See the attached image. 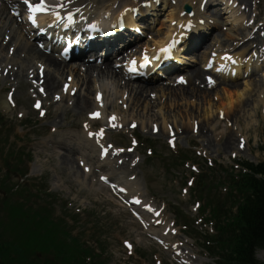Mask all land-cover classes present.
<instances>
[{"label":"rangeland","instance_id":"1","mask_svg":"<svg viewBox=\"0 0 264 264\" xmlns=\"http://www.w3.org/2000/svg\"><path fill=\"white\" fill-rule=\"evenodd\" d=\"M101 1L104 0H77V3L84 7L91 6V11H98L95 5L100 4ZM174 1L171 2L172 6H179L181 10H183L184 4L190 5L191 9L196 4V0ZM123 2L124 0H115L114 4L108 3V9L117 10L124 5ZM248 2L247 6L250 9L246 8V11L243 10V12H240L241 7L239 6L222 10L226 8L224 4H219V9L220 6H223L221 10L215 4L205 6L201 10L200 14L204 20L202 24L204 28L201 31H204L205 26H215L214 21L217 19L219 24L212 29L207 28L209 34L204 38L199 37L198 39L195 36L194 40L198 39L199 42L195 50L189 49V52H186L190 59L188 58L187 68L182 72L185 77L189 78L190 76L186 75V72L196 67L205 71L203 57H200L199 53L206 45L208 47L204 49V58L210 50L217 49L222 45L225 47L237 46L238 48L249 46L250 40L244 41L248 38V30L241 25L239 19L244 13L245 20L251 16H255L258 21L264 20V0H248ZM79 5L76 6L79 7ZM168 10L165 8L163 12L158 11L161 13L159 16H163L164 12ZM163 17H160L159 21ZM13 21L11 22L12 27L16 29ZM159 21L155 22L154 28ZM165 23L167 24V21ZM222 23L225 24L222 25ZM1 29L0 40L4 33L1 32ZM6 32H9V29ZM226 33H231L233 39L227 38ZM151 36L152 33L146 31L139 43H151ZM215 37H217L216 40ZM16 39L21 40L19 37ZM12 42L14 44L16 40L9 44ZM200 45L203 46L199 48ZM128 52L124 51L119 56H126ZM13 54L24 61L16 62L14 63L16 65L11 67L0 63V73L2 68L4 73L9 72V75L0 77V98L6 91H9L14 97L10 103H6L8 108H4L0 103V167L5 171L7 162L12 165V170L7 172V176L1 177L2 179L8 178L6 186L22 185L21 193L29 199V205L32 207L41 206L43 202L49 204V207L53 209V214L60 215L68 223L67 227L71 228L72 234L78 235L81 242L92 246L95 252L101 253L100 259L104 261V264H183L179 260L177 261L173 255L170 248L173 244L179 245L182 251L181 255L188 260L187 264H214L213 258L201 246L203 235L212 232V224L199 216H207L204 212L209 209L205 203L207 206L216 203L229 208V202L225 199L226 186L230 173H238L240 169L238 162L258 163L264 160V154L260 149L264 140V113L262 114L264 99L263 102H257L259 95L264 97V77L260 72L262 70H254L243 74V76L241 74L234 81H226L227 83L236 82L240 89L244 87L246 81L250 84V88L252 86L260 87L262 94H258L257 98L256 91H252L251 88L248 90L250 95L245 89L243 93L245 96L242 99L244 104L230 112L233 116L231 119L229 113L226 115L229 118L224 120L220 118L219 114L217 116L218 112L214 108H217L220 102L214 93L223 90V88L220 89L222 86L219 83L220 76L218 77V75V82L208 89L210 92L208 99L211 103L209 107L200 100L198 94H195L196 96L188 94L184 98L182 93H178V89L171 94L173 90L169 88L175 87L173 86V76L155 80L149 84L142 83L148 88L156 86L162 89L167 88L168 91L159 89L148 91L147 88L143 97L136 102L130 89L129 92L131 91L133 98L126 89L124 90V87L122 89L123 85L121 84L124 80H120L121 68L112 65L115 70L113 78H109V76H107L108 78H90L92 82L89 83L88 80L90 88L89 90L85 88L89 91L86 92L84 87L79 85L78 80L82 74V68L77 65L79 68L77 72L80 74L74 77V80L70 82L71 88H68L70 92L75 90L74 95L66 97L65 93L56 101L52 100L49 94L50 96L45 101L47 113L44 117H39L31 106L35 88L29 89L30 85H27L24 80L27 71L34 73L38 62L23 57L24 53L19 50H14ZM13 54L8 50L1 52V56L6 58H10ZM116 57L117 55L111 57L113 64L119 61L116 60ZM260 63L262 66L264 65V62ZM76 64L69 65L75 66ZM65 66L67 65L64 64ZM16 72L23 76L16 78L19 80V82L16 80V83L19 84L15 86L11 84V81L14 83L15 81L7 78L13 73H15V77L19 76ZM48 72L57 73L54 70H46L44 74ZM210 72L212 74L214 71L210 70ZM215 73L217 74V72ZM57 74L58 76L55 75L58 80L56 88L59 92L68 73L66 72L64 75L58 72ZM84 76L83 73L82 77ZM137 83H133V86ZM189 83L191 84L189 87L193 85L203 90L205 82L204 78H191ZM183 87H187V85ZM95 91L103 94L102 103L98 100L97 102H100L98 106H102L105 115L108 113L117 114L118 118L124 121L125 126L133 121L138 125L127 133L116 132L118 129L108 132L107 140H110L115 146L125 150L131 147L135 149L133 154H127L126 164L119 165L118 169L111 170L108 175L111 179L121 176L124 181L131 182L136 187L131 194L140 193L146 202L161 209L159 218L169 226V230L164 234L161 242L150 236L148 229L143 228L125 208L121 207L104 185H96L99 183L97 181L99 172L94 167L97 166L94 154L88 150L82 152L84 155H88L84 166L88 165L86 167L90 171L85 172L83 164H80L82 146L84 145L85 149L89 148L88 143L84 140L86 136L82 133L85 130V123L89 125L87 130H97L104 123V118L100 121L88 122L86 113L89 110L97 109L96 105L93 103V106L85 110H78V108H73L70 103L78 93L81 96H86L89 100H94ZM208 108L211 110V117L208 119L217 116L221 121V124H218L214 129L210 127L209 120L204 115ZM21 112L23 116H19ZM191 121H194L195 125L198 122L199 131H196L195 128L192 131ZM163 122L165 127L162 128ZM174 123L178 125L176 146L174 149H170L167 145V138L172 139L169 134L172 135L173 132L169 133L166 126H173L174 130ZM151 124L158 126V133L152 134ZM222 129L225 130L222 131ZM226 136L229 139L225 145ZM240 137H243L246 142L243 149L239 147ZM133 141H136L138 146H133ZM148 148L152 149L151 155L147 152ZM233 152L237 154L235 157L232 155ZM7 154L8 156L5 157ZM137 157H139V163L133 167L129 160L135 162ZM194 168L196 170H193ZM83 173L87 174L84 179L81 176ZM130 176H134L135 179L129 180ZM81 179L83 183L80 181ZM92 184H94L93 187ZM6 186L0 188V197L3 196L2 189L7 188ZM11 189L13 191L12 187ZM150 223L153 232L163 231V225L154 227L152 221ZM173 227L175 231H172ZM125 241L133 245L131 252L124 243ZM255 255L257 258L261 256V260H263L264 250H257Z\"/></svg>","mask_w":264,"mask_h":264},{"label":"bare ground","instance_id":"2","mask_svg":"<svg viewBox=\"0 0 264 264\" xmlns=\"http://www.w3.org/2000/svg\"><path fill=\"white\" fill-rule=\"evenodd\" d=\"M137 1H140V0H137ZM239 1H240V4H246L248 2V0H239ZM106 2H110V0H107ZM111 2H113V0H111ZM132 3L133 4L136 3V0H133ZM169 3L170 2H168V4ZM125 5H127V4H125ZM137 5L140 6V4L136 3V7H137ZM1 7L2 8H0V29L2 28L1 32H4L1 36H2V39H3L8 34L10 38H8V40H6V41H2V39L0 40V53L3 52L4 50H11L12 54L14 53V50L22 51L24 53L23 57H25V58L28 57V59L29 58L33 59L35 61L41 62L44 65L46 64L45 67L48 65V67H46L44 69L43 73L46 70H49V71H53L54 70L57 73L58 72L59 73H63L64 75L67 72L68 76L72 75V76L75 77L78 74L77 66L72 67L69 64L67 65V63H65L64 61H62L61 59L58 58L59 56L57 57L56 55H53V54H50V53L49 54L48 53H44L42 50L37 48L35 43L32 44V41L24 39L23 37H21L20 33H22L24 35V31H23L22 27H20L19 24L17 25L15 23V17H13V16L11 17L8 14V11L6 13L5 6H1ZM151 7L154 8V6H151ZM168 9H169L168 11H165L166 13L164 12L163 19L161 21L158 20L159 22H158V24L155 27V30H154V34L155 35H153V36L158 37V40L154 41V40L151 39L152 41H154L153 42V46H156L158 44L159 45L165 44L170 39L176 38L178 36V33L180 32V28H179L178 25L181 22H183V20L185 19V17H181V13H180L181 8L179 6L173 7L171 4H169L168 5ZM199 9L200 8H199V4H198L197 7H196V15L197 16H195V21L198 18V14L200 12ZM229 9H231V7ZM70 10L74 11V9H70ZM3 14H4V16H3ZM13 19H14L13 22L16 24V27H17L16 29H14L12 27V23L11 22H12ZM96 20L97 21H102L101 19H96ZM146 20L151 21L150 22V24H151L153 22L152 15H150L149 17L146 16ZM173 20H175L177 23L173 24L172 23ZM97 21L95 23L96 26H98V24H99V22H97ZM119 21H123L124 23H127V22L128 23H135L136 22L135 19L132 16H128V17H125V18L122 17L121 19H119ZM166 21H167V24L165 23ZM146 23H147V21H146ZM169 23H170V26H168ZM104 24L107 25V26L104 27L105 25H103V28L109 30L110 27H111V25L108 26L110 24V21H106ZM218 24H219V22L217 21V22H215L214 25L216 26ZM224 24L225 23H222V25H224ZM215 26H205L204 31H200V30H202V28H204V26H198L196 24L192 25V28H191L192 32H189L184 37L180 38V45L181 46L178 45V47H176L174 52H173V56H172L173 64L176 63L175 66L178 65L179 64L178 62H180V59L184 58L183 56H180L181 49L185 48V47L188 48V47L194 45L195 42H196L194 40L195 36L197 38H199L201 36L206 37L209 34V32H207V28L212 29ZM3 29H5V30L3 31ZM8 29H9V32H6V31H8ZM24 30H26V28H24ZM110 31H114V29L110 30ZM82 32H84L85 34L88 33V31H82ZM47 33H50V32H47ZM46 34L45 35L44 34L41 35V37H43V36L47 37ZM128 36H131V37L129 38ZM128 36H126V38H128V39L133 38V36L135 38H138V34H134L132 36V33H131V34H128ZM226 36H227V38H231L233 35L231 33H226ZM17 37L21 38V40L17 41V39H16ZM41 37H39V38L37 37V38L41 39ZM119 37H120V35H119ZM204 37H202V38H204ZM29 38L33 39L34 37H29ZM124 38H125V36H122L120 38H114L113 40H110V41H114L117 44L118 42H121L122 39H124ZM216 39H217V37H215V40ZM13 40L14 41L16 40L15 44L14 45L9 44ZM102 40H104V39H100V37H98V39H96V41L102 42L101 44H99V42H98V47H99L100 50L98 52H94L93 54H91L90 52L95 49L94 43H91V44L88 43L90 41H88V39H86L85 36H82V41H81L80 47L83 48L84 46H91L90 49H89V52L86 51L85 57L87 58V57L94 56L93 58H96V57L101 56L103 58V62L100 63V65L92 64V63H87L85 65L82 64L83 65V67H82L83 70H81L82 74H81L80 79L78 81L80 82L79 85L83 86L84 90L86 92H89L88 91L89 88H90L89 83L92 82V80L90 81V78L91 79L93 77L108 78L107 76H109V78H113L114 77V71L110 68V64L107 62L108 61L107 57H109L112 53L117 51V49H119L120 47L122 48L123 45H124V43L121 42L117 47L111 46V44H110V46H111L110 47L109 46V42H105V41H102ZM126 41H127V39H126ZM93 42H95V41H93ZM144 45H146V44H144ZM251 45H253V42L251 43ZM153 46L151 45V47H153ZM201 46H203V45H200L199 48ZM207 47H208V45L204 46L203 48L205 49ZM57 48L58 47L56 45V49ZM157 48L158 47H156V49ZM219 48L220 49H218L217 51H213L214 52L213 54H215V56L212 54L211 58H212L213 62L216 63L217 66H219L220 68H222L224 70L223 74L225 76H227V77H222V76L219 77L220 85L222 86L220 89L222 90V88H223V90L221 92H219L220 90H218V92L214 93V96L217 97L218 99H220V102H219L217 108L216 107H214V108L218 112L217 116H218L220 110L223 109V111H224V118L223 119L225 120V118H229L226 115H228L230 112H232L235 108H237V107L240 108L244 104V103H242L243 102L242 99L245 96L243 94L245 89H247L246 92H248V90H250L252 88V91H256L257 98H258V94H260V93L262 94V91L260 90V87L252 86L250 88V84L247 83L246 81H245V83L243 82L244 83V87L242 89H240L239 84H237L236 82L227 83L226 81H229V80L230 81H234V80L238 79L241 76L240 72H246L247 73L249 71H254V70H262V76L264 77V70H263L264 69V65L263 66L261 65L260 62L262 60L260 58L250 59L248 61H245L244 53L247 51V47L246 48H240V49L238 47L233 48L234 54H231V49L228 48V47L226 48L225 46H220ZM142 49H146L148 54H151V55H153L156 52L155 50L153 51L152 49H149V48L146 47V48H141L139 51L135 50V53H139L140 51L141 52L145 51V50H142ZM204 49L199 53L200 57H203V58H204V55H203L204 54ZM226 53L230 54L234 58L235 62H233L232 60L224 59V56H225ZM102 54H105V55L102 56ZM185 58L186 59L190 58V56L189 55H185ZM76 59L77 60L83 59V56L79 55V56H77ZM205 59L206 58H204L203 60H205ZM20 61H24V60H22V58H17V56H15L14 54L10 58H6V57L2 58L0 56V63L4 64L6 66H8V65H10V66L16 65L14 63L20 62ZM104 61H106V62H104ZM262 62H264V61H262ZM64 64L67 65V66L64 67ZM179 65L182 66V64H179ZM84 67H85V69H84ZM64 70H65V72H64ZM70 71L71 72H75V73H71ZM57 73L53 74V72H48V73L44 74V78H45L44 85H45V87H46V89L48 91L55 90V88L57 87L58 80H57V78L55 76V75L58 76ZM83 73L85 74L84 77H82ZM156 73H159V72H156ZM188 73H189V76H190L189 77L190 80H191V78L192 79L193 78H195V79H199V78L203 79V77H204V72L201 69H199L198 67L193 68L191 71H188ZM13 74L15 75V73H13ZM16 74L19 75L17 72H16ZM20 76H23V75H19L17 77L14 76V77L18 78ZM24 76L26 77V75H24ZM177 77H178V75L175 77V80L177 79ZM80 80L82 81V83H81ZM190 83L187 81V87H183V86L176 87L177 86L176 85L174 88H169V89L173 90V91H171V94L176 92V89L179 90L178 93H180V94L182 93L183 94L182 97H184V98L187 97L188 94L189 95H195V94L197 95L198 94L197 96L200 97V100L205 102L208 105V107H209L211 105L210 100L208 99L210 92L208 91V87L206 86V84H204L203 90H200L199 88H196L193 85L191 87H189V85H191ZM81 84H84V85H81ZM225 84H227V85H225ZM121 85H123L122 89L124 87V90L126 89L127 92L131 94V96H132V93H133V96H134V99H135L136 102L139 101L141 99V97H143L144 92L148 88V87H146V85L144 86L143 84H140V83H137L136 85L133 86V83L122 82ZM228 86H230V87H228ZM85 88L88 89V90H86ZM129 89L132 91V93H131V91L129 92ZM151 89L152 90L159 89L161 91H164V90L168 91L167 88L162 89L161 87L158 88L156 86L154 88H148V91H150ZM249 94L251 95V93H249ZM246 95H248V94H246ZM133 96H132V98H133ZM262 97H263V95H259V98H258L257 102H260V101L263 102L264 97L263 98ZM66 99H68V98H66ZM252 100H254V99H252ZM0 103L2 104V106L4 108H8V106H7L6 102H5V100L3 99V97L0 98ZM93 103H94L93 100H89L88 98H86V96H84V95L81 96L78 93L77 95H75V98L72 100L70 105L73 108H76V109L78 108V110L79 109L85 110L86 108L93 106ZM81 110H80V112H81ZM89 112H91V111H89ZM204 115L207 117V119L210 118L211 117V110L208 108V111ZM217 116H215L214 118H212L210 120L208 119L209 120L208 124L213 129L216 128L218 124H221V121L219 120V117H217ZM230 116H231L230 117V119H231L233 117L231 115V113H230ZM188 121H189V117H188ZM234 123H236V122L234 121ZM177 126L178 125H176L174 123L175 130L178 132ZM190 126H191V129H192L193 128V121H191V125ZM104 127H105V131L104 132H107V130L110 129V127L107 126V123L105 124ZM163 127H165L164 122H163L162 128ZM151 129H152V126H151ZM224 130L222 129V131H224ZM84 134H87V132H84ZM225 138H226V140H225L224 143L226 145V143L228 142L229 137L226 136ZM84 140L86 141V143H88L89 148L85 149L84 145H83L82 148H84V149L81 148V150H80L81 153L82 152H86V150H88L89 152L94 154L95 152L98 151L97 150V146L98 145L97 144L94 145L91 139L84 138ZM111 152L109 153V156H107L105 158H103L102 156H99L98 154L95 156L96 160L99 163L98 169H100V171H102L101 173L98 174V177L103 172H105L107 174V171L109 169L115 168V166L112 164L113 160H112V158H110L111 157ZM81 176L84 179L85 176L87 177V174L83 173V174H81ZM115 179L118 180V182L120 184L122 183L123 185L129 187L128 190H126L127 193H129L130 191H134L135 188H136V187L132 186V183L125 184L124 181H121L122 177H120V176L115 177ZM80 181L83 183L82 179ZM87 185H89V182H87ZM93 185L94 184H92L91 186L93 187ZM96 185H102V184L99 182ZM135 197H137V196H135ZM259 258H261V256Z\"/></svg>","mask_w":264,"mask_h":264},{"label":"trees","instance_id":"3","mask_svg":"<svg viewBox=\"0 0 264 264\" xmlns=\"http://www.w3.org/2000/svg\"><path fill=\"white\" fill-rule=\"evenodd\" d=\"M242 166L246 170L229 180L228 195L235 211L227 215L220 208L212 211L217 232L204 245L217 264H264L254 256L257 248H264V162H244ZM12 217L21 221L16 213ZM28 220H32L28 236L18 245L0 242V264H102L90 247L75 237L61 236L60 231L66 232L47 216L34 215L22 224ZM39 253L46 257H38Z\"/></svg>","mask_w":264,"mask_h":264},{"label":"snow or ice","instance_id":"4","mask_svg":"<svg viewBox=\"0 0 264 264\" xmlns=\"http://www.w3.org/2000/svg\"><path fill=\"white\" fill-rule=\"evenodd\" d=\"M65 2H67L70 5L72 3V0H61V3L56 4L55 7L58 10L55 12L54 15H55V17H56L57 20L63 19L66 16L67 17L68 24H72V23H74L75 16L80 12V8H76L75 12H73L71 10H68V11L65 12V11H63L64 6H65ZM150 2H151V0H145V3L146 4L147 3H150ZM25 3L28 5V8L30 9V11L32 13H36V12H48V11H50V9L45 6L46 0H39V2L38 3H35V4L32 3L31 0H25ZM126 11H127V9H126ZM29 19L31 20V22L33 24H35L37 22L35 15L30 16ZM81 19H84V17H81ZM172 23L173 24H176L177 22L175 20H173ZM176 43L177 42H176V40L174 38L171 39L168 43H166L164 46H162V47H160L158 49V53L164 54L166 56H171L172 55V50L175 48ZM41 47H43V45H41ZM213 55L215 56V54H213ZM160 58H161L160 55H156L155 56V59H157V60H159ZM224 59H226V60H232L233 62H235L234 61V58L230 54H227V53L225 54ZM149 62H150V57L148 55L147 50L145 49L144 54H143V66H146ZM117 67H120V66L118 65ZM209 67H211V64H209ZM41 68H43V66H41ZM137 70H138V62H137V60L135 58H133L131 60V62H130L129 71L136 72ZM179 80L181 82H184L185 78L183 76H181V77H179ZM208 82H209L210 85H212V84L215 83V80L213 79V77L209 76L208 77ZM68 87L69 86L67 84H65V86H64L65 91L68 90ZM40 91L43 93L44 92V88L41 87L40 88ZM73 91H75V90L73 89ZM102 95L103 94L102 93H99V92L96 95V99L98 101H101V103H102ZM8 99L9 100H12V96L10 95L8 97ZM55 99L56 100H59L60 99L59 93H56L55 94ZM34 107L41 110L40 111V115L41 116H44L46 114V110H44L42 108L41 101H39V100L36 101ZM20 115L23 116V113L21 112ZM100 115H101V113L99 111H93V112L90 113V116H92L93 118H98ZM219 116H220L221 119L224 118V111H223V109L220 110ZM116 119H117V117H116L115 114H113L112 116L109 117V120L111 122H115ZM229 123H231V122L229 121ZM112 126L113 127H116L117 125L115 123H113ZM88 127H89V125L87 123H85V128H88ZM132 127H136V123L134 121L132 122ZM153 129L156 130V131L159 130L158 129V126H155V125L153 126ZM196 130L199 131L198 122H197ZM103 134H104L103 129H101L99 135L100 136H103ZM89 135L90 136H95L97 134L96 133L89 132ZM239 140H240L239 146H240V148L243 149L246 146V142H245V140H244L243 137H240ZM133 143H136V141H133ZM169 143L173 147L176 146V139H175V136L174 135L172 136V139H170ZM112 147H114V146H111V145L103 146L102 147V154L105 157H107L109 155V149L112 148ZM129 150H131V149H129ZM115 151L117 153H120V152H124L125 149H123V148H117V149H115ZM232 155H233V157H235L237 154L235 152H233ZM138 161H139V157H137V159H136V162H138ZM81 163H83V161ZM120 163H123V161H120ZM85 170L86 171H90V169H88L87 167L85 168ZM100 179L103 180V181H105L106 183H110L111 184V187L114 190H118L120 192L126 191V189H124V188H119V186L117 184L111 183V177H109V176H101ZM133 179H135V177H133ZM190 183H191V181H190ZM185 191H187V190H185ZM132 199H133L134 204L141 205V206L145 207L148 211L154 212V214H155V216L157 218L160 217L161 212L158 211V210H156V209H154L152 207V205L145 204L144 202H142V200L139 197H133ZM137 215H139V213H137ZM156 223L157 224H160V223H163V222L160 221L159 219H157L156 220ZM172 231H175V228L174 227H173ZM124 243L126 244V246L128 247L129 251L131 252V250L133 248V245L130 242H128V241H125Z\"/></svg>","mask_w":264,"mask_h":264}]
</instances>
